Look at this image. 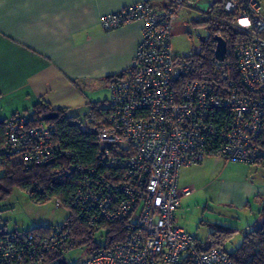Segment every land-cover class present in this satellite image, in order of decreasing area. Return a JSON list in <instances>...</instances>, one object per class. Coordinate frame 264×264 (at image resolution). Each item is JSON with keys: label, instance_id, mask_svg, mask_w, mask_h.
Instances as JSON below:
<instances>
[{"label": "built area", "instance_id": "built-area-1", "mask_svg": "<svg viewBox=\"0 0 264 264\" xmlns=\"http://www.w3.org/2000/svg\"><path fill=\"white\" fill-rule=\"evenodd\" d=\"M261 1L225 0L223 5L224 11L236 13L227 23L241 35L234 47L236 79L227 57L216 59L223 72L220 80H200L192 77L200 46L174 53V21L185 0L164 9L142 1L102 16L106 30L141 21L142 37L127 75L109 84L107 114L98 121H78L80 131L96 137L101 166L81 168L77 189L66 202L55 199V207L75 211L94 228L125 221L127 236L80 264H236L221 248L201 250L196 236L176 223L182 200L196 190L179 185V172L208 156L264 165ZM57 135L53 121L32 125L26 115L16 114L7 121L4 150L27 166L74 158ZM70 240L65 226L45 235L8 232L0 235V264H44Z\"/></svg>", "mask_w": 264, "mask_h": 264}, {"label": "crops", "instance_id": "crops-1", "mask_svg": "<svg viewBox=\"0 0 264 264\" xmlns=\"http://www.w3.org/2000/svg\"><path fill=\"white\" fill-rule=\"evenodd\" d=\"M142 1L164 9L174 0H0V121L26 114L40 102L66 108L71 116V108L95 89L109 88L112 76L130 68L143 23L106 30L101 18ZM194 2L200 0H185ZM204 14L203 20L207 9ZM258 167L208 156L199 165L182 167L179 185H193L197 194H210V202L242 212L250 229L261 219L264 199V172ZM186 168L190 177L182 181ZM195 198L183 201L176 223L181 208Z\"/></svg>", "mask_w": 264, "mask_h": 264}, {"label": "trees", "instance_id": "trees-1", "mask_svg": "<svg viewBox=\"0 0 264 264\" xmlns=\"http://www.w3.org/2000/svg\"><path fill=\"white\" fill-rule=\"evenodd\" d=\"M225 0H211L207 9L208 16L203 21H193L195 25L206 24L209 26L211 35L207 40L201 41L200 51L195 55V71L193 78L200 80H220L223 72L216 66L215 48L216 34L222 35L228 43L227 63L231 78H237V58L234 47L240 40V34L232 28L229 23L234 19L236 13H228L223 10ZM220 18L224 22L218 21ZM126 72L120 73L110 78V82L116 78H124ZM107 107L102 103L90 104V109L85 114V118H92L95 121L102 119L107 114ZM56 113L53 121L58 127L57 140L66 148L75 153L74 158L63 157L52 163L38 166H27L24 160L18 156L8 157L4 150L6 138V124L8 120L0 121V195L8 194L13 188L18 187L31 196L37 202H45L50 199L66 202L77 189L81 182V168L100 167L101 155L93 134L82 132L78 126V118L68 115V109L55 108L48 103L40 102L36 104L28 113H16L26 115L32 125L42 122L41 118L47 114ZM14 114L13 116H15ZM11 118V117H10ZM74 160V161H73ZM264 167V165H262ZM261 219L243 238L239 247L233 251H228L225 247L226 240L232 237L235 229L226 228L212 232L209 243L203 246L200 242L201 250L212 248L223 249L236 264H264V199L260 210ZM71 231L70 242L54 250L49 254L44 262H55L62 256V250L69 248H87L89 255L101 248H108L115 243L123 242L127 236L125 221L103 222L98 228H94L83 222L75 213L71 215L64 225ZM52 228H38L33 231L37 234L45 235ZM103 231L104 242L99 243L96 239L97 232ZM8 233L4 228H0V235ZM67 264V263H61ZM70 264V263H69ZM78 264V263H72Z\"/></svg>", "mask_w": 264, "mask_h": 264}, {"label": "rangeland", "instance_id": "rangeland-1", "mask_svg": "<svg viewBox=\"0 0 264 264\" xmlns=\"http://www.w3.org/2000/svg\"><path fill=\"white\" fill-rule=\"evenodd\" d=\"M209 3L200 0L198 3H185L180 7L178 16L174 21L171 36V45L175 54H187L194 52L200 46L201 41L207 40L211 31L206 24L195 25L193 21H203ZM262 15L264 17V0L261 1ZM110 89L99 87L95 89L80 106L71 108L69 114L82 120V112L90 109V104L100 102L107 107ZM1 162V156H0ZM259 172L263 173L264 168L259 165ZM2 170L0 168V176ZM260 175V174H258ZM187 168L181 170V180L186 181ZM1 186V183H0ZM195 190L190 197L183 201L195 198L188 206H183L177 217V223L187 231L193 233L203 246L209 243L210 235L219 229H235L232 237L226 240L225 247L228 251H233L239 247L243 241L247 228V221L242 212H237L230 206H218L210 202V194ZM196 194V195H195ZM213 197V195H211ZM214 199V198H212ZM71 211L68 208H56L55 199L45 202H37L31 198L28 192L15 187L8 194L0 195V228L8 232L14 230L33 231L38 228H58L65 225ZM251 229V228H250ZM104 232H97L96 239L99 243L104 242ZM89 255L87 248H67L62 250V256L55 262L47 264L78 263Z\"/></svg>", "mask_w": 264, "mask_h": 264}, {"label": "water", "instance_id": "water-1", "mask_svg": "<svg viewBox=\"0 0 264 264\" xmlns=\"http://www.w3.org/2000/svg\"><path fill=\"white\" fill-rule=\"evenodd\" d=\"M214 41H216V48H215V57L217 60L223 61L227 57L228 52V43L226 39L219 34L214 36ZM56 118V113H50L41 118L42 121H49Z\"/></svg>", "mask_w": 264, "mask_h": 264}, {"label": "snow or ice", "instance_id": "snow-or-ice-1", "mask_svg": "<svg viewBox=\"0 0 264 264\" xmlns=\"http://www.w3.org/2000/svg\"><path fill=\"white\" fill-rule=\"evenodd\" d=\"M242 23H247V21H242Z\"/></svg>", "mask_w": 264, "mask_h": 264}]
</instances>
